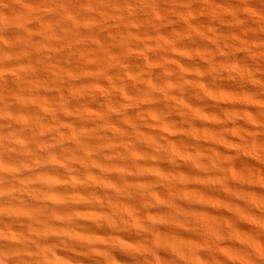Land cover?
<instances>
[{"label": "clouds", "instance_id": "clouds-1", "mask_svg": "<svg viewBox=\"0 0 264 264\" xmlns=\"http://www.w3.org/2000/svg\"><path fill=\"white\" fill-rule=\"evenodd\" d=\"M0 264H264V0H0Z\"/></svg>", "mask_w": 264, "mask_h": 264}]
</instances>
